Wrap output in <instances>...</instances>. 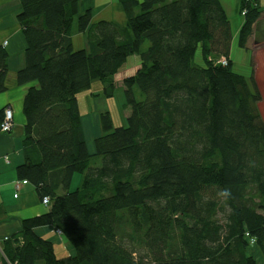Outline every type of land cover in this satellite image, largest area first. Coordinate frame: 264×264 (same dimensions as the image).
<instances>
[{"label": "trees", "instance_id": "16d2710c", "mask_svg": "<svg viewBox=\"0 0 264 264\" xmlns=\"http://www.w3.org/2000/svg\"><path fill=\"white\" fill-rule=\"evenodd\" d=\"M18 1L26 48L16 83L28 88L16 177L49 204L4 239L0 264H257L251 245L264 260V121L257 93L233 72L219 0H116L123 28L93 23L81 0ZM240 14L245 49L264 10L240 0ZM74 28L87 50L70 51ZM131 56L126 126L101 114L90 151L77 97L99 83L111 99ZM7 60L0 47V93ZM74 174L82 181L70 192ZM46 226L72 255L56 256L36 233Z\"/></svg>", "mask_w": 264, "mask_h": 264}, {"label": "crops", "instance_id": "0c3cea01", "mask_svg": "<svg viewBox=\"0 0 264 264\" xmlns=\"http://www.w3.org/2000/svg\"><path fill=\"white\" fill-rule=\"evenodd\" d=\"M81 2L84 9L90 8L93 11V23L102 20L112 22L113 24L121 22V27L125 26L126 18L116 0H107L106 2L102 0L100 4L97 3V0H81ZM259 6L261 10H264L261 7L260 0ZM20 11L21 4L18 0H0V44L6 42L5 51L8 56L7 75L5 78L6 91L0 93V114L4 107L11 106L13 108L14 123L11 132H0V245L4 239L12 237L21 231L23 220L39 216L48 210L47 206L43 205L40 201L34 187L28 182L19 181L16 177V168L24 161L22 153V139L24 135L22 99L28 88V86H18L16 83V74L24 67V51L26 48L22 31L17 22V16ZM238 32L234 33L231 49L233 48L234 40L236 37L238 38ZM82 37L86 45V48L83 47L82 49L87 50L86 34H82ZM70 51L74 52L73 40ZM230 60L233 65L231 52ZM89 91L87 94H80L77 98L81 124L86 143L90 150L94 141V139L92 140L93 136L96 138L101 132L99 121L95 118L91 120V116L88 113L82 114L81 106H85V104L92 105V103L97 102L103 104L105 100L101 95V86H97L93 90V93ZM104 113H107V111L101 114ZM76 182L78 184L79 180ZM36 233L44 240L51 242L53 246L61 244V239L56 236L57 234L52 227L38 228ZM67 249L68 254L72 255V249L69 247Z\"/></svg>", "mask_w": 264, "mask_h": 264}, {"label": "rangeland", "instance_id": "374dc122", "mask_svg": "<svg viewBox=\"0 0 264 264\" xmlns=\"http://www.w3.org/2000/svg\"><path fill=\"white\" fill-rule=\"evenodd\" d=\"M103 1L106 2L107 0ZM219 2L223 6L226 16L229 20L233 39L234 35L239 31L243 22L242 16L240 14V0H219ZM97 3H102V0H97ZM260 3L261 7L264 8V0H260ZM116 24L117 26L120 25L119 27H121V22ZM72 40L74 51L80 50L83 47L86 48L82 34L77 33L75 28L73 29ZM99 48L108 49V42L103 41L100 44ZM231 58L233 63L232 69L234 74H237L238 76H240V78L244 80L251 93H257L259 100L256 103V108L261 119L264 121V18L261 19V21L257 25L256 32L246 44L245 49H240L237 46L236 37L233 43V48L231 49ZM136 60L137 58H135L134 56L128 58L127 63L115 76L114 79L116 82H118V84L116 90L114 91V96L111 99H104L105 101H103V104L97 102L92 103V105L85 104V106H81L80 103L81 113H88L91 116V120L95 118L97 121H99L100 114L104 111H107V113H109L112 118V124L114 128L125 127L126 110L124 109V97L122 93L121 81L124 77L134 74L135 70L139 66V63ZM194 62L199 66H203V61L201 59L199 51H197L195 55ZM97 86L101 85L99 83H94L92 89L89 92L93 93V90H95ZM87 92H84L82 94H87ZM93 139H95V136H93L92 140ZM78 180L79 182L78 184H76V181ZM81 181L82 176L80 174H74L72 184L70 183L69 191L73 192L77 188H79L81 185ZM56 236L61 239V244L59 246L54 245L55 254L58 258H64L69 255L67 249V247L69 246L67 245L65 239L62 238V236ZM247 254L248 256L252 257L257 264H264V260L259 250L255 246L251 245L248 249Z\"/></svg>", "mask_w": 264, "mask_h": 264}, {"label": "built area", "instance_id": "2783aa9c", "mask_svg": "<svg viewBox=\"0 0 264 264\" xmlns=\"http://www.w3.org/2000/svg\"><path fill=\"white\" fill-rule=\"evenodd\" d=\"M5 45L6 42H2L0 47L5 48ZM221 63L224 65V60H222ZM13 124V108L11 106H6L2 109V113L0 115V132L9 133L13 128ZM41 202L43 205L47 206L49 204V199L44 197ZM55 232L57 235L62 236L61 231L57 230Z\"/></svg>", "mask_w": 264, "mask_h": 264}, {"label": "clouds", "instance_id": "9594fccd", "mask_svg": "<svg viewBox=\"0 0 264 264\" xmlns=\"http://www.w3.org/2000/svg\"><path fill=\"white\" fill-rule=\"evenodd\" d=\"M5 49V48H4Z\"/></svg>", "mask_w": 264, "mask_h": 264}]
</instances>
